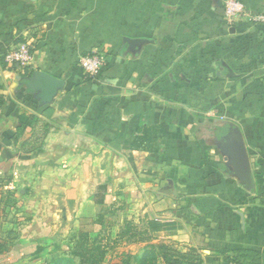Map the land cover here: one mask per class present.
Returning a JSON list of instances; mask_svg holds the SVG:
<instances>
[{
    "label": "crops",
    "instance_id": "1",
    "mask_svg": "<svg viewBox=\"0 0 264 264\" xmlns=\"http://www.w3.org/2000/svg\"><path fill=\"white\" fill-rule=\"evenodd\" d=\"M224 2L0 0V264H51L80 233L105 263L172 244L264 264V24L226 23ZM20 45L27 65L7 60ZM141 123L164 129L159 152L132 148Z\"/></svg>",
    "mask_w": 264,
    "mask_h": 264
},
{
    "label": "trees",
    "instance_id": "2",
    "mask_svg": "<svg viewBox=\"0 0 264 264\" xmlns=\"http://www.w3.org/2000/svg\"><path fill=\"white\" fill-rule=\"evenodd\" d=\"M138 133L139 136L132 142V148L151 153L161 150L158 139L166 137L163 128H147L144 123H141ZM13 203V198L10 195L6 196L0 200V209L5 211ZM136 231L134 224L127 221L119 236L120 238L127 236L129 242L144 241L145 238L139 236ZM67 246L69 253L60 254L58 261L52 264H104L109 253L107 245L103 244L100 237H91L85 233L73 236ZM5 249L6 245H0V253ZM38 253L40 249L34 256L36 257ZM261 260L262 256L259 252L238 250L225 257V264H260ZM118 264H203V260L195 250H188L184 253L179 251L175 245L158 244L150 246L140 256L123 254Z\"/></svg>",
    "mask_w": 264,
    "mask_h": 264
},
{
    "label": "built area",
    "instance_id": "3",
    "mask_svg": "<svg viewBox=\"0 0 264 264\" xmlns=\"http://www.w3.org/2000/svg\"><path fill=\"white\" fill-rule=\"evenodd\" d=\"M247 19L249 23L264 24V15H249L238 0H225L224 2V20L228 24H233L240 19ZM7 60L11 63L27 65L32 60L31 49L28 45H20L16 50L7 55ZM107 65V59L103 54L94 52L83 57L80 60V68L85 76L95 78L100 75Z\"/></svg>",
    "mask_w": 264,
    "mask_h": 264
},
{
    "label": "rangeland",
    "instance_id": "4",
    "mask_svg": "<svg viewBox=\"0 0 264 264\" xmlns=\"http://www.w3.org/2000/svg\"><path fill=\"white\" fill-rule=\"evenodd\" d=\"M126 249V251L128 250V251H130V253H136V252H138V254L137 255H139L140 253H142V250H141V247L140 246H134V245H131L129 248H127V247H125L124 248V250ZM57 260V259H56ZM56 260H54V261H56ZM53 261V262H54ZM58 261V260H57ZM118 263H120V259H114V260H110L109 261V263H105V264H118ZM52 264V263H51Z\"/></svg>",
    "mask_w": 264,
    "mask_h": 264
},
{
    "label": "water",
    "instance_id": "5",
    "mask_svg": "<svg viewBox=\"0 0 264 264\" xmlns=\"http://www.w3.org/2000/svg\"><path fill=\"white\" fill-rule=\"evenodd\" d=\"M54 83H55V81H53V80H51V79L47 80V86H48L47 93H50V92L53 90V87H54L53 85H54ZM244 180H245L246 182H250V180H251V178H250V176H249V174H248V171H247V174L244 175Z\"/></svg>",
    "mask_w": 264,
    "mask_h": 264
}]
</instances>
